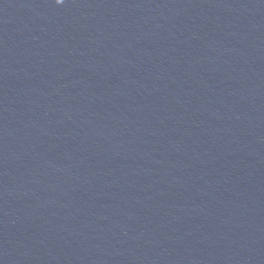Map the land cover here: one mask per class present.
<instances>
[{
	"label": "water",
	"instance_id": "1",
	"mask_svg": "<svg viewBox=\"0 0 264 264\" xmlns=\"http://www.w3.org/2000/svg\"><path fill=\"white\" fill-rule=\"evenodd\" d=\"M0 264H264V0H0Z\"/></svg>",
	"mask_w": 264,
	"mask_h": 264
},
{
	"label": "clouds",
	"instance_id": "2",
	"mask_svg": "<svg viewBox=\"0 0 264 264\" xmlns=\"http://www.w3.org/2000/svg\"><path fill=\"white\" fill-rule=\"evenodd\" d=\"M64 2V0H56L57 4H62Z\"/></svg>",
	"mask_w": 264,
	"mask_h": 264
}]
</instances>
